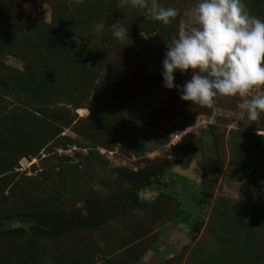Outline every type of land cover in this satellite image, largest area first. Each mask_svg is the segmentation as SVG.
Segmentation results:
<instances>
[{
	"label": "trees",
	"instance_id": "1",
	"mask_svg": "<svg viewBox=\"0 0 264 264\" xmlns=\"http://www.w3.org/2000/svg\"><path fill=\"white\" fill-rule=\"evenodd\" d=\"M48 2L54 3L50 21L30 19L23 32L26 40L23 48L32 58L24 57L25 64L21 70H13L0 63V264H109L113 257L120 260L117 264H127L129 259L135 263L151 248V242L158 239L159 230L156 229L154 238L139 249L142 237L132 236L136 232H126V237L121 240L116 237L109 244H104L106 254H89L87 263L77 258L74 248L70 253L71 242L65 248L61 241L70 230L92 231L109 221L125 218L131 206L141 209L153 206L145 217L146 221L139 223L143 228L142 234L150 233L156 221L160 226L164 224L162 221L171 225L188 223L184 217H188L189 212L183 210L171 195L158 190L157 196L163 201L154 206L139 193L151 187L154 179L157 180L170 164L188 166L194 152H201V137L192 145L187 141L189 135L184 133L179 142L171 146L172 160L149 161L143 168L134 170L114 168V178L101 183L109 192H97L89 179L97 169L104 172L106 167V160L95 150L96 140L91 139L97 124L103 126L101 122L106 119L108 128L102 131L106 139L100 142L103 146L109 144L111 147L112 142L118 141L131 155L139 157L150 146L167 142V135L155 133L159 113L150 105L156 100L158 90L173 100L177 99V90L163 86L150 89L139 82L135 96L136 99L143 97L134 104H128L132 110L126 112L127 104L123 98L112 94L114 88L109 86L116 81V70L107 69L105 74V58H98V54L89 49V44L95 39L112 48L127 49L136 58L137 74L162 85L161 59L166 44L176 35L175 20L180 7L176 6L175 0H158L161 6L177 10V16L163 24L151 19L146 10L143 12L129 3L121 4L120 0ZM246 2L256 7L252 15L264 20V0H243V4ZM21 19L20 15L16 19L10 16L6 7L1 9L0 24L5 22L11 28L6 30V34L13 33L14 28L9 25L23 29ZM115 26L128 29V35L136 33L134 40L127 41V37L116 39L113 36ZM139 33L149 35L154 44L151 47L137 44ZM6 34L4 37L0 34V49H7L5 43H11ZM189 78L188 70L183 74L174 72V84H182ZM262 91L264 86H261ZM217 97L211 107L186 102V110H200L205 116H210L214 107L221 106ZM60 103H63L61 107L58 106ZM69 108H77L78 113L84 108L89 111L79 121L85 124V131H80V124L73 129L82 136L80 141L60 134L61 127L75 118ZM182 128L180 123L173 126V129ZM207 128L212 136V148L216 151L213 156L201 152L197 163L198 171L203 174L199 186L204 194H208L217 183L223 166L217 153V139L212 134L214 123ZM85 140L87 142H82ZM226 143L228 160L240 180L239 197H214L208 227L209 231L216 232L215 241L210 248H192L188 264H226L232 250L240 258V264H264V136L236 127L229 130ZM69 144L87 147L88 150L86 153L73 150L72 156L54 151ZM40 150L46 155L40 157ZM22 157L38 158L42 177L56 189L63 190L61 199L74 197L70 209L63 208L61 199L54 197L53 193L44 199L36 195L37 190L29 195V190L24 191L26 179L19 182L16 178L18 173L14 171ZM6 189L8 191L4 194ZM173 200L175 204L169 210L167 207ZM79 202L88 219L75 209L74 205ZM164 210L167 213L160 216ZM9 221L16 225L8 227ZM171 260L170 257L162 264H171Z\"/></svg>",
	"mask_w": 264,
	"mask_h": 264
},
{
	"label": "rangeland",
	"instance_id": "2",
	"mask_svg": "<svg viewBox=\"0 0 264 264\" xmlns=\"http://www.w3.org/2000/svg\"><path fill=\"white\" fill-rule=\"evenodd\" d=\"M196 2L197 0H175L176 6L180 7L178 18L175 20L176 32L181 21L186 23L189 22L191 17V7ZM53 4L54 3L48 2V0H0V13L1 9L4 10L6 7L10 16L16 19L18 15H20L22 16L24 22L23 29H21L18 25L11 26L8 24L10 27L14 28L12 29L13 33L10 34H6V30L11 29L6 25L7 23L2 22V24H0V34L2 37L6 34L11 38V41H8L11 43H5V47L7 49H0V63H2V65H5L13 70L23 69L25 64L24 57H28L23 48L24 44H26L23 32L26 30V26L29 24L30 19L49 22L52 15ZM62 4L64 5V2ZM244 6L250 15H252L256 9V7H251L250 2L244 3ZM66 7L70 6L67 5ZM141 10L143 12L145 11L144 9ZM135 34L136 33L134 32H130L126 40H134ZM137 37V44L141 46L146 45L151 47L155 42L149 37V35L144 33L137 34ZM89 49L93 50V53L98 54V58H105L106 62L103 65V71L105 74H107V69L116 70V81L111 82L109 86L114 88L111 91L112 94L123 98V101L127 104L128 108L126 109V112L132 110L128 104H134V102H137L143 97L140 96L136 99L135 96L136 86L138 89L139 87L137 84L139 82L143 83L145 86H149L150 89H160L162 87V85L156 84L150 78L142 77L141 74H137L136 58L133 54L129 53L127 49L112 48V46L103 45L95 39L91 40ZM28 58H32V56ZM159 92L160 91L158 90L156 100H154L150 105L159 113L158 122L154 127L155 133L159 136L164 134V136H166L167 130L173 128L174 124H183V127H186L187 129V135H189L187 139L189 144L193 145L196 140L201 137V152L207 156H213L216 150L212 148V136L209 134L210 130L207 128V125L214 123L215 128L212 129V134L217 139V153L219 155V159L223 161L222 169L220 170L216 181L217 183H215L208 194L201 192L199 183L203 174L198 171L197 165L200 160L201 152H194V158L188 166L170 164V166L157 177V180L154 179V183L151 187L144 188L139 194L141 198L150 202L154 206H157L163 201L157 196L158 190L171 195L177 200L183 210L189 212V216L184 217L186 220L185 222L188 223L180 222L171 225L162 221L164 224L160 226V222L156 221L152 224L150 233L147 235L142 234L143 228L139 223L146 221L145 217L147 213L153 210V206L145 207V209H141L137 206H131L129 207L128 216L117 221H109L101 228H95V230L92 231H83L80 229L70 230L66 237L62 239L61 243L65 248L71 245L68 248L70 253H72L71 249L74 248L73 253H78L77 258L84 260L86 263L88 261L89 254L92 255L93 252H99V254L102 253V255L106 254L104 252V244H109V242H111L110 240L116 237H119L121 240L126 237V232H136L132 236L142 237L137 249L143 248L145 244L149 243L150 240L154 238L155 231L157 229L159 230L160 235L155 242H151V248L147 249L146 253L140 260L132 263L133 260L129 259L127 264H162L164 260L170 257L172 259L171 264H188V260L192 254V248H210L213 244V240L215 241L217 234L215 231H209L208 227V216L214 197L217 195L233 199L239 197L240 180L237 171L228 160L226 140L229 137V130L236 127H240L242 130L247 132H254L255 134L264 136V112L260 113L255 121H250L245 118L244 120L238 122L236 116L240 111L239 105L242 102V98L239 96H218L216 100L221 103V106L214 107L211 115L205 116L200 110H186V102L188 101L180 100L177 93V99L173 100ZM260 93L261 86H255L247 93V95L250 97L251 95H259ZM62 105L63 103L58 104L59 107ZM76 109L72 110L69 108L71 114H75V118L67 126L61 127L62 129L60 134L70 136L77 141H80L82 136L77 135L78 133H76L73 129L76 124H80L79 121L82 120V118H84L89 111L87 108H84L85 110L83 112L80 111V113H78ZM105 123L106 119L101 122L103 126L99 127L98 124L95 123L98 128L94 130V134L91 135V139L96 140L97 142L95 150L101 158L106 160L104 172L97 169L93 176L89 179L90 182H93L92 185L97 192H109L108 188L104 189L101 186V183L103 182L104 184L106 179L114 178V168L123 167L134 170L137 168H143L149 161L161 160L160 162H162L166 159H174L171 148L168 149L165 147L166 142L164 144L150 146L139 157L131 155L129 151L122 146L121 142L118 143V141L112 142L111 147L109 144L107 147L103 146L100 142H103L106 139L105 135L102 133V131H104L107 127L105 126ZM80 125V131H85V124ZM82 142L87 141L85 140ZM73 150L86 153L88 148L69 144L65 148L57 147L54 149L57 154L63 153L67 156H72ZM41 152L42 150H40L39 153ZM47 154H50V152ZM44 155L46 154L41 153L40 157ZM39 166L38 158L36 157H22L17 162V166L14 168V171L18 173L16 178L19 182H23L26 179L25 186L27 187L24 191L29 190V195L32 193L31 191L37 190L35 191L36 195L44 199L52 196L53 193L55 195L54 197L61 199L63 196V190L56 189L51 182L45 180L42 177L41 168H39ZM7 191L8 190L6 189L3 193L6 194ZM73 200L74 197H70V199H61V202L63 203L61 206L65 209H70L73 206ZM174 204V200L169 202V206L167 208L170 210ZM74 207L76 210L78 209L77 211H79L82 217L87 219L89 218L87 212L83 210L84 207L80 202L76 203ZM3 211L4 213L9 214L6 210L3 209ZM166 213L167 210H164L160 216L165 215ZM190 223L193 224V226ZM15 225V222H8V227H14ZM24 241H26V237ZM69 242L72 244L69 245ZM111 260L112 261L109 264H117L120 262V260L116 257H113ZM240 263V258L232 250L226 264Z\"/></svg>",
	"mask_w": 264,
	"mask_h": 264
},
{
	"label": "clouds",
	"instance_id": "3",
	"mask_svg": "<svg viewBox=\"0 0 264 264\" xmlns=\"http://www.w3.org/2000/svg\"><path fill=\"white\" fill-rule=\"evenodd\" d=\"M146 10L151 19L168 24L177 16L174 7L158 0H120ZM189 22L181 21L166 44L161 59L162 86L177 90L179 99L211 107L216 96H239L237 121H255L264 112V20L252 16L243 0H197ZM103 27V25H97ZM113 36L128 38V29L115 26ZM190 71V78L174 84V72Z\"/></svg>",
	"mask_w": 264,
	"mask_h": 264
},
{
	"label": "built area",
	"instance_id": "4",
	"mask_svg": "<svg viewBox=\"0 0 264 264\" xmlns=\"http://www.w3.org/2000/svg\"><path fill=\"white\" fill-rule=\"evenodd\" d=\"M187 131L186 127L182 128V129H169L166 132L167 135V142L165 144V147L170 149L171 146H173L174 144H176L177 142H179L181 136Z\"/></svg>",
	"mask_w": 264,
	"mask_h": 264
}]
</instances>
